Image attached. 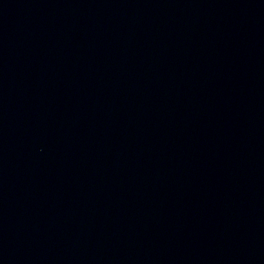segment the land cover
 Masks as SVG:
<instances>
[{
    "label": "water",
    "instance_id": "95a60500",
    "mask_svg": "<svg viewBox=\"0 0 264 264\" xmlns=\"http://www.w3.org/2000/svg\"><path fill=\"white\" fill-rule=\"evenodd\" d=\"M0 264H264V0H0Z\"/></svg>",
    "mask_w": 264,
    "mask_h": 264
}]
</instances>
